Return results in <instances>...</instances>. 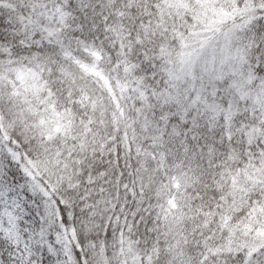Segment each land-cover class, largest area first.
<instances>
[{"label": "snow or ice", "instance_id": "1", "mask_svg": "<svg viewBox=\"0 0 264 264\" xmlns=\"http://www.w3.org/2000/svg\"><path fill=\"white\" fill-rule=\"evenodd\" d=\"M0 264H264V0H0Z\"/></svg>", "mask_w": 264, "mask_h": 264}]
</instances>
